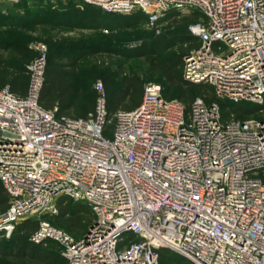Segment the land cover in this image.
<instances>
[{"label": "built area", "instance_id": "obj_1", "mask_svg": "<svg viewBox=\"0 0 264 264\" xmlns=\"http://www.w3.org/2000/svg\"><path fill=\"white\" fill-rule=\"evenodd\" d=\"M85 6L140 10L152 28L197 12L187 30L199 45L183 57V78L210 85L220 99L263 103L264 0H81ZM35 49L26 94L0 87V183L10 200L0 239L22 220L55 215L65 197L87 206L86 232L73 237L40 221L29 238L58 244L65 264H158L162 251L193 264H264V118L225 121L201 97L186 110L154 83L136 108L110 117L100 80L93 113L60 115L40 104L47 46Z\"/></svg>", "mask_w": 264, "mask_h": 264}, {"label": "rangeland", "instance_id": "obj_2", "mask_svg": "<svg viewBox=\"0 0 264 264\" xmlns=\"http://www.w3.org/2000/svg\"><path fill=\"white\" fill-rule=\"evenodd\" d=\"M80 5L81 0H0V85L12 86L11 80H19L25 76V71L22 70H26L37 56L35 45L42 43L47 46L49 52L58 48L78 58L74 73H71V68H61L72 84V94L68 102H65L67 107L62 109L67 115H87L82 111L89 103L95 108L94 85L105 72L111 76L112 86L124 87V80L131 73L143 82L144 88L149 83L159 84L162 92L170 99L185 105L190 104L192 99L180 98V91L168 87L161 75L149 70L143 57L134 54V47L149 34L159 32L163 23L160 22L156 28H152L148 24V18L131 23V15L123 14H105L104 18L98 17L91 21L100 10L80 8ZM128 22L130 25H126ZM101 23L117 29L102 34L100 29L104 28V24L100 26ZM178 51L179 49H176L168 53L174 54ZM55 62L64 63L61 59H56ZM44 104H49L50 108L63 107L62 99L56 94L46 99ZM217 104L228 110L234 107L227 100L220 98H217ZM254 105L260 106L261 109L245 118L264 115V101ZM67 202L74 203L64 198L59 199L56 215L59 213L58 206ZM53 216L55 215L35 216L36 221L33 222L37 225V220L43 217L58 225ZM87 217L84 213L83 218L87 220ZM29 235L30 230H22L19 235L11 234L0 242V264H63L54 243L34 246L29 244ZM171 262L177 263V260L172 258Z\"/></svg>", "mask_w": 264, "mask_h": 264}, {"label": "trees", "instance_id": "obj_3", "mask_svg": "<svg viewBox=\"0 0 264 264\" xmlns=\"http://www.w3.org/2000/svg\"><path fill=\"white\" fill-rule=\"evenodd\" d=\"M85 8H92V7L85 6ZM105 14L107 13H104L103 11L100 10L98 15L96 14L91 18V21H94L98 17L104 18ZM128 15H131L130 16L131 23L132 22L136 23L147 18V16L140 10H135L134 12ZM198 17L199 14H197V12H192L184 16H179V17L174 16L171 19L170 17L165 18L163 20L164 25L161 26L160 31L158 33H151L149 34V36L144 38V40L141 41L140 44L134 47L135 49L134 54L138 57H143L149 66V70L152 73L161 75L164 78L168 87L180 91L181 92L180 98H183L185 100L192 99L190 102L191 104L195 98L201 97L204 100V102L208 105L213 103L217 104L218 97L215 95L210 85L205 83H192L185 80L182 76L183 57L186 55V53L189 50L196 48L199 45L198 39L191 36L187 30L188 25L190 23L195 22L198 19ZM129 22L126 25H130ZM179 23H184V25H181ZM103 24L104 23H101L100 26L101 25L103 26ZM104 28L107 30V32L106 33L102 32L103 29L102 28L100 29L102 34L111 33L117 29V28H111L107 24H104ZM183 47L184 49H182ZM176 49H179L177 53L174 54L168 53L169 51ZM56 59H61L64 61V63L58 64L55 62ZM77 60L78 58H74L72 55L66 52H62L58 48L52 51L50 50V52L47 48L45 79L40 94V104L44 109L46 110L52 109L49 107V104L48 105L44 104V101L49 97H52V95L56 94L60 99H62V104H63V107L60 106L58 108V114L60 115H65L70 118H86L88 114L94 112V108L92 107L91 103L86 105L82 111L83 114H87L85 116H78V117L70 116L63 113L62 111V109L67 107L66 103L68 102L72 94V84L71 81L67 78L66 72H64L61 68L62 67H68L69 69L71 68L70 70L71 73H74ZM24 71L26 74V70H22V72ZM100 81L103 84L104 90L106 89L105 90L106 109L110 117L117 110H124V111L132 110L141 103L144 93V84L138 77H135L131 73L125 78L124 87L112 86L111 85L112 78L106 72L101 75ZM11 82H12V86L6 84V85H0V87L9 86L10 90L15 94L18 95L26 94L28 88L27 74L25 76H22L19 80L15 79V80H11ZM18 86H20V88ZM160 92L164 99L173 100L170 99L167 94H164L162 92L161 87H160ZM194 94L196 95V97H192L194 96ZM96 97H97V93L95 96V101H96ZM227 101L232 105H234V107L228 110L217 104L220 109L222 119L225 121L231 118L237 120H245L249 118H259V119L264 118V115L259 117L245 118L246 116H249L257 112L259 109H261L260 106L254 105V103L252 102L245 103L247 101H242L239 103H234L229 100ZM250 103L252 104L249 105ZM190 104L189 105L184 104L186 110H189ZM245 104H248L249 106L248 105L245 106ZM63 198L64 200L67 201L70 200L65 197H62L60 199L62 200ZM9 201H10L9 197L5 193L0 183V209H2L0 215L5 213V211L7 210L9 206ZM58 210L59 213L57 215L55 214L53 218L60 226L50 223L47 219L43 217L41 218V220H37V225H35L36 223H34L33 221L36 220H34V217H32L18 222L12 234L16 236L19 235V232H21L22 230H30V235H31L35 230H37L40 221H46L53 227L61 229L62 231L66 232L67 234L73 237H79L86 232L88 226L91 224L92 221L91 213L88 211L87 206L83 203L67 202L62 206L60 205V207L58 206ZM84 213L88 215L87 220L83 218ZM75 232L79 234L77 235L73 234ZM4 240H6V238H1L0 242ZM50 242L51 241H47L45 244L37 245L31 243L29 240V244L34 246L46 245L47 243ZM54 244L57 248V254L59 258L61 259L63 264H65L64 259L60 255V246L56 243ZM172 258H175L177 260V263L171 262ZM171 263L193 264L184 257L169 251H162L159 253L158 264H171Z\"/></svg>", "mask_w": 264, "mask_h": 264}]
</instances>
